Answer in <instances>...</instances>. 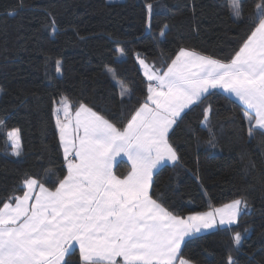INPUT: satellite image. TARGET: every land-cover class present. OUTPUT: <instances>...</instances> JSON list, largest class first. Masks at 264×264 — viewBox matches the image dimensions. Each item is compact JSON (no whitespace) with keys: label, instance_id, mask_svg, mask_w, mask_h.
I'll return each mask as SVG.
<instances>
[{"label":"trees","instance_id":"1","mask_svg":"<svg viewBox=\"0 0 264 264\" xmlns=\"http://www.w3.org/2000/svg\"><path fill=\"white\" fill-rule=\"evenodd\" d=\"M259 2L242 0L243 21L235 23L228 0H0V207L23 195L28 178L54 190L67 175L55 123L61 97L72 112L83 103L122 128L148 95L137 57L162 71L181 48L227 63L254 30ZM125 87L131 92L122 96ZM244 111L223 92L208 94L169 134L179 163L153 176V198L182 217L247 202L237 224L186 240L191 264H228L229 255L264 264V133L249 137ZM14 128L19 157L6 135ZM129 170L121 161L115 172L123 178ZM66 264H83L77 250Z\"/></svg>","mask_w":264,"mask_h":264},{"label":"snow or ice","instance_id":"2","mask_svg":"<svg viewBox=\"0 0 264 264\" xmlns=\"http://www.w3.org/2000/svg\"><path fill=\"white\" fill-rule=\"evenodd\" d=\"M228 5L234 22H242V0ZM146 8L150 18L152 4ZM256 10L254 30L227 63L181 48L162 71L137 57L148 95L122 128L83 103L73 113L71 102L61 97L55 123L67 175L54 190L28 178L23 195L3 203L0 264H66L77 248L83 264H191L182 255L186 238L237 224L248 207L242 199L182 217L154 199L151 190L154 171L180 160L170 132L210 90L223 89L239 100L250 138L254 131L264 133V0ZM130 92L125 87L122 96ZM211 111L209 105L204 112L206 127ZM6 135L19 157V128ZM118 157L130 163L123 178L114 172ZM233 239L239 247L240 233ZM228 264H236L231 255Z\"/></svg>","mask_w":264,"mask_h":264},{"label":"crops","instance_id":"3","mask_svg":"<svg viewBox=\"0 0 264 264\" xmlns=\"http://www.w3.org/2000/svg\"><path fill=\"white\" fill-rule=\"evenodd\" d=\"M154 83V82H153ZM213 91H220V92H223L225 95H227L229 98H231V99H233V100H235L237 103H239L243 108H244V106L239 102V100H237L236 98H235V96H232V95H230L229 93H227V92H225L223 89H219V88H217V89H212V90H210V93L211 92H213ZM209 93V94H210ZM208 95V94H207ZM194 106V105H193ZM189 109H187V110H185V113L188 111ZM76 111V110H75ZM74 111V112H75ZM73 112V113H74ZM185 113H182V116L185 114ZM62 115V114H61ZM259 131V130H258ZM261 132V131H260ZM61 147H62V145H61ZM62 151H63V147H62ZM63 157H64V154H63ZM117 160H118V163L116 164V165H114V172L116 171V167H117V165L121 162V161H125V162H127V160H126V157L125 158H120V157H118L117 158ZM128 163V165H129V167H130V163L129 162H127ZM67 165V164H66ZM165 165H171V164H165ZM164 166V165H163ZM162 166H160L159 168H161ZM158 168V169H159ZM157 169V170H158ZM157 170H155L154 171V173H153V176H154V174H155V172L157 171ZM130 171V170H129ZM115 174H116V172H115ZM122 178V177H121ZM25 191H26V189H25ZM231 203V202H230ZM226 204H228V203H226ZM225 205V204H224ZM223 206V205H222ZM222 206H219V207H217V208H220V207H222ZM234 225V224H233ZM232 226V225H231ZM218 227H230V226H228V225H222V226H217L216 228H218ZM215 229V228H214ZM210 230H213V229H210ZM210 230H204V231H202V232H200V233H197V234H195V235H199V234H202V233H205V232H208V231H210ZM188 238H186V240H187ZM74 250H77L78 251V248L77 249H74ZM73 250V251H74ZM79 252V251H78ZM79 255H80V253H79ZM81 258V257H80ZM66 259V258H65ZM82 261V260H81ZM83 263V262H82Z\"/></svg>","mask_w":264,"mask_h":264},{"label":"rangeland","instance_id":"4","mask_svg":"<svg viewBox=\"0 0 264 264\" xmlns=\"http://www.w3.org/2000/svg\"><path fill=\"white\" fill-rule=\"evenodd\" d=\"M108 1H114V0H108ZM139 59H142V58L139 57ZM138 62H139V60H138ZM139 65H140V64H139ZM140 67H141V70H142V72H143V67H142L141 65H140ZM143 74H144V72H143ZM58 107H60V106H58ZM165 164H170V162H169V163H165ZM165 164H164V165H165ZM162 166H163V165H162Z\"/></svg>","mask_w":264,"mask_h":264}]
</instances>
